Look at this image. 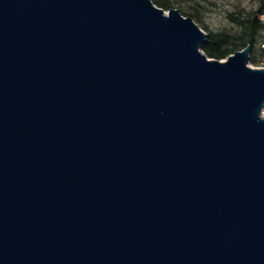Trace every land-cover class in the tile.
<instances>
[{"label": "water", "instance_id": "obj_1", "mask_svg": "<svg viewBox=\"0 0 264 264\" xmlns=\"http://www.w3.org/2000/svg\"><path fill=\"white\" fill-rule=\"evenodd\" d=\"M150 0H0V264H264V68Z\"/></svg>", "mask_w": 264, "mask_h": 264}, {"label": "rangeland", "instance_id": "obj_2", "mask_svg": "<svg viewBox=\"0 0 264 264\" xmlns=\"http://www.w3.org/2000/svg\"><path fill=\"white\" fill-rule=\"evenodd\" d=\"M154 3V0H150ZM160 1V0H159ZM162 1V0H161ZM169 9H176L184 14L206 35L212 33H225L232 37L231 42L236 44L238 37L243 32L240 24L252 14L261 10L257 17L264 25V0H166ZM206 29V30H204ZM264 43V29L259 33L255 44V57L262 60L263 53L260 51ZM250 56V55H249ZM258 62V61H257ZM250 62L248 66L256 68ZM264 118V108L261 112Z\"/></svg>", "mask_w": 264, "mask_h": 264}, {"label": "trees", "instance_id": "obj_3", "mask_svg": "<svg viewBox=\"0 0 264 264\" xmlns=\"http://www.w3.org/2000/svg\"><path fill=\"white\" fill-rule=\"evenodd\" d=\"M153 4L164 11L169 10L166 0H154ZM260 12L261 10H258L257 13L252 14L249 18L240 23L243 27V32L240 37H238V42L236 44L231 42L232 37L230 35H227L225 33L210 32L207 34L208 42L201 48V51L207 56V58L224 60L229 55H232L249 45V62L253 65H256L257 61L254 48L259 33L264 29L263 23L259 21L257 17V14H259ZM181 15L187 16L184 14Z\"/></svg>", "mask_w": 264, "mask_h": 264}, {"label": "built area", "instance_id": "obj_4", "mask_svg": "<svg viewBox=\"0 0 264 264\" xmlns=\"http://www.w3.org/2000/svg\"><path fill=\"white\" fill-rule=\"evenodd\" d=\"M260 51L263 53V57H262V60L258 59L257 58V67L256 68H264V43L261 45L260 47Z\"/></svg>", "mask_w": 264, "mask_h": 264}]
</instances>
